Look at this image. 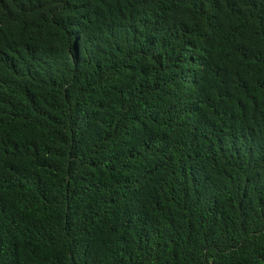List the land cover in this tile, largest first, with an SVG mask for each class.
Returning <instances> with one entry per match:
<instances>
[{"label":"trees","instance_id":"trees-1","mask_svg":"<svg viewBox=\"0 0 264 264\" xmlns=\"http://www.w3.org/2000/svg\"><path fill=\"white\" fill-rule=\"evenodd\" d=\"M0 264H264V0H0Z\"/></svg>","mask_w":264,"mask_h":264}]
</instances>
